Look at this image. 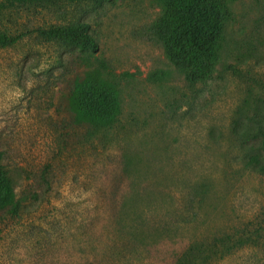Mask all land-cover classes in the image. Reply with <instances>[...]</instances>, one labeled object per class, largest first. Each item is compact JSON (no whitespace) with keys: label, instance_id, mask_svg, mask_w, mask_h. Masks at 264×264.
Here are the masks:
<instances>
[{"label":"rangeland","instance_id":"rangeland-1","mask_svg":"<svg viewBox=\"0 0 264 264\" xmlns=\"http://www.w3.org/2000/svg\"><path fill=\"white\" fill-rule=\"evenodd\" d=\"M232 10L212 76L191 85L148 31L157 0H0V32L17 38L0 49V164L27 199L0 211V264H264V174L234 132L264 98V0ZM78 23L128 74L120 120L97 137L69 111L88 67L43 35Z\"/></svg>","mask_w":264,"mask_h":264},{"label":"trees","instance_id":"trees-1","mask_svg":"<svg viewBox=\"0 0 264 264\" xmlns=\"http://www.w3.org/2000/svg\"><path fill=\"white\" fill-rule=\"evenodd\" d=\"M13 1L44 4L63 0ZM157 1L161 15L148 27L151 37L161 45L167 59L189 84L205 82L220 61L226 29L234 17V0ZM43 35L77 51L83 65L88 67L82 76L75 78L69 96V111L74 123L85 127L91 137L113 129L122 115L120 82L128 74L117 75L108 61L98 56L99 44L86 23L51 28ZM16 42L17 38L0 32V49L11 47ZM167 77L166 72L156 71L150 75V80L163 82ZM241 112L235 121L234 132L244 150V167L264 174V98L247 100ZM42 179L47 182L46 175ZM206 194L207 184H202L196 188L194 198H202ZM33 198L37 195L29 199ZM26 201V198L16 201L10 171L0 164V211L9 210L17 214Z\"/></svg>","mask_w":264,"mask_h":264}]
</instances>
